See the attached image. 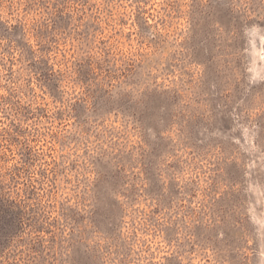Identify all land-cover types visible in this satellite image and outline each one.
I'll return each mask as SVG.
<instances>
[{"label": "rangeland", "instance_id": "1", "mask_svg": "<svg viewBox=\"0 0 264 264\" xmlns=\"http://www.w3.org/2000/svg\"><path fill=\"white\" fill-rule=\"evenodd\" d=\"M0 264H264V0H0Z\"/></svg>", "mask_w": 264, "mask_h": 264}]
</instances>
